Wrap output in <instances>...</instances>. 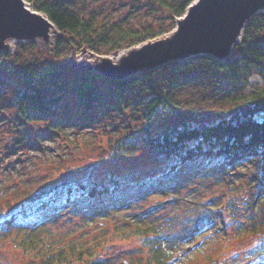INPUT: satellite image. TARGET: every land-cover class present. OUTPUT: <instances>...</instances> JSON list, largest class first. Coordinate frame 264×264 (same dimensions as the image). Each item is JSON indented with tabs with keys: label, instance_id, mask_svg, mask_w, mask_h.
I'll return each mask as SVG.
<instances>
[{
	"label": "rangeland",
	"instance_id": "obj_1",
	"mask_svg": "<svg viewBox=\"0 0 264 264\" xmlns=\"http://www.w3.org/2000/svg\"><path fill=\"white\" fill-rule=\"evenodd\" d=\"M73 1L97 25L110 23L126 7H118L113 0ZM131 5L138 10L127 12L132 15L129 18L123 16L126 19L122 24L127 26L139 23L144 26L158 16L167 15L157 4L146 3V0H130L129 10ZM180 17L167 32L108 54L72 47L57 57L53 42L58 31L52 37L31 40L8 36L0 39V76L15 81L23 70L20 65L23 59H59L61 63L66 59L69 67L102 75H109V63H116L125 68L124 77L140 74L166 64H160V55L154 46L176 32ZM202 55L211 56H193ZM8 57L10 59L5 60ZM182 59L187 58L170 62ZM259 70L251 81L255 86L264 87V68ZM70 74L69 69L66 78ZM211 77L207 72L195 74L194 80L177 94L178 110L153 119V129L167 128L182 120L217 118L214 112L229 109L232 102ZM15 88L14 83L0 90V207L50 183L85 178L104 181L111 176L118 177L119 183L136 182L157 176L166 166L153 160L140 144L131 142L122 153L117 148V142L125 140L130 128L142 127L141 115H125L127 109L111 103L105 113L100 109L93 112L94 119L69 122L62 129L49 125L57 118L24 122L18 119L11 105ZM76 100L72 94L65 97L60 106L65 117L79 118L81 109ZM213 168L209 170L203 164L187 168L173 177L174 185L170 190H164L166 185H162V191H153L139 203L127 204L114 213L87 215V211L77 208V214L65 215L47 224L56 241L52 246L57 249L76 242L87 244L100 240L97 258L109 264H145L148 247L143 236L137 234L138 226L152 224L166 234L172 264H236L254 245V232L264 227V172L256 169L253 162L234 170L228 166ZM174 194L179 196L167 199ZM37 259L40 257L35 250L24 252L10 242L7 235L0 234V264H39Z\"/></svg>",
	"mask_w": 264,
	"mask_h": 264
},
{
	"label": "trees",
	"instance_id": "obj_2",
	"mask_svg": "<svg viewBox=\"0 0 264 264\" xmlns=\"http://www.w3.org/2000/svg\"><path fill=\"white\" fill-rule=\"evenodd\" d=\"M26 1L56 26L58 34L54 38L53 52L60 57L65 49L72 47L108 54L153 38L173 28V21L183 16L193 0H146V3L157 4L167 15L158 16L144 26L122 24L124 19L132 16L127 12L138 10L135 5H131L130 10L127 8L130 0H113L118 7H126L110 23L102 25L87 18L73 0ZM263 31L264 12H260L245 26L241 42L224 60L206 55L192 56L121 78L76 70L66 65V59L63 63L58 62L59 59H23L20 63L23 70L15 81L0 76V90L15 83L11 105L18 119L24 122L57 118L49 125L62 129L69 122L94 119L93 112L100 109L105 113L111 103L127 109L125 115H141L142 127L130 128L125 140L117 142V148L122 153L131 142L140 144L153 160L166 163L157 176L136 182L119 183L116 176L104 181L93 178L64 180L20 195L0 207V234L7 235L8 240L24 252L35 250L40 257L37 259L39 264H109L97 258L100 240L87 244L76 242L54 249L52 245L56 241L47 224L65 215L77 214V208L87 211V215H106L127 204H137L153 191H162V185H166L164 190H170L175 176L200 164L209 170L226 166L234 170L253 162L263 173L264 87L255 86L251 81L252 75L264 68ZM69 69L71 74L66 78ZM190 69H195V73L189 72ZM205 72L212 74L214 83L229 97L232 106L214 112L217 118L182 120L154 130L153 119L177 111L179 90L191 83L195 74ZM69 94L77 99L81 109L79 118L65 117L60 111ZM138 228L137 234L143 236L148 247L149 257L145 264H172L166 234L152 224ZM254 234V245L236 264H264V227Z\"/></svg>",
	"mask_w": 264,
	"mask_h": 264
},
{
	"label": "water",
	"instance_id": "obj_3",
	"mask_svg": "<svg viewBox=\"0 0 264 264\" xmlns=\"http://www.w3.org/2000/svg\"><path fill=\"white\" fill-rule=\"evenodd\" d=\"M261 11H264V0H195L177 22L176 32L154 46L160 55V64L195 54L226 59L241 41L236 40L242 37L245 26ZM51 23L47 16L29 8L23 0H0V39L47 37ZM125 71L116 63H109L107 67V73L114 78L124 77Z\"/></svg>",
	"mask_w": 264,
	"mask_h": 264
},
{
	"label": "bare ground",
	"instance_id": "obj_4",
	"mask_svg": "<svg viewBox=\"0 0 264 264\" xmlns=\"http://www.w3.org/2000/svg\"><path fill=\"white\" fill-rule=\"evenodd\" d=\"M23 2L30 8L31 6H30V4L29 3H27L26 1H24L23 0ZM181 19L183 18V17H180ZM179 18V19H180ZM55 33H57V28H56V26L53 24V23H51V25H50V27H49V29H48V35H47V37H52V36H54L55 35ZM240 38H241V36H239V37H237V42H239L240 41Z\"/></svg>",
	"mask_w": 264,
	"mask_h": 264
}]
</instances>
